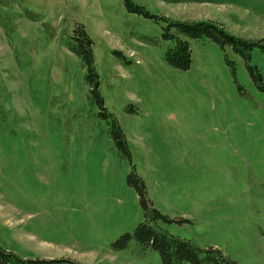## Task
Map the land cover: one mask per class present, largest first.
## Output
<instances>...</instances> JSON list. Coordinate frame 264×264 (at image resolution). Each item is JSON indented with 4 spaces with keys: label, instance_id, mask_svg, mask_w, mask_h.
<instances>
[{
    "label": "rangeland",
    "instance_id": "rangeland-1",
    "mask_svg": "<svg viewBox=\"0 0 264 264\" xmlns=\"http://www.w3.org/2000/svg\"><path fill=\"white\" fill-rule=\"evenodd\" d=\"M129 1L0 0L1 245L44 264H163L128 236L145 220L136 174L172 220L160 228L264 264V48L247 62L188 38L184 70L165 35V19H212L260 39L264 0Z\"/></svg>",
    "mask_w": 264,
    "mask_h": 264
},
{
    "label": "trees",
    "instance_id": "trees-1",
    "mask_svg": "<svg viewBox=\"0 0 264 264\" xmlns=\"http://www.w3.org/2000/svg\"><path fill=\"white\" fill-rule=\"evenodd\" d=\"M132 4L131 1L127 0V5L130 9L133 8ZM136 10L142 12L141 7ZM146 14L150 15L148 12ZM165 20L168 23L165 35L167 38L175 40L174 47H170L166 52V59L170 65L179 69L186 70L191 66L192 50L188 38L211 39L221 46H232L247 62L251 51L255 47L264 48V37L255 40V38L235 35L217 20ZM78 40L80 52L88 63L91 90L97 95L98 101L102 105V100L97 90L98 76L94 72L93 58L89 47L90 39L88 36L82 35ZM249 68L252 69L251 66ZM253 76L255 77L254 74ZM257 77L261 79V74H257ZM113 135L117 139L118 144L126 148L124 134L116 120L114 121ZM128 182L136 186L145 213V220L138 225L133 234H128V236L134 237L144 248L158 251L162 257L163 264H238L237 261L226 255L219 248H202L191 240L174 236L160 228L156 224L158 220H164L165 222H171L172 220L153 206L148 199L145 183L140 177L136 174H131ZM45 262V260L40 259L22 258L18 254L6 250L0 243V264H44Z\"/></svg>",
    "mask_w": 264,
    "mask_h": 264
}]
</instances>
